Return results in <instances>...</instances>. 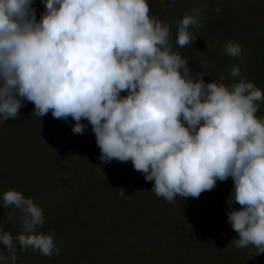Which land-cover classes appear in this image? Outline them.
Returning a JSON list of instances; mask_svg holds the SVG:
<instances>
[{
	"label": "clouds",
	"instance_id": "clouds-1",
	"mask_svg": "<svg viewBox=\"0 0 264 264\" xmlns=\"http://www.w3.org/2000/svg\"><path fill=\"white\" fill-rule=\"evenodd\" d=\"M33 3L0 0V124L18 116L23 101L40 118L50 111L54 119L71 117L73 134L83 135L87 120L99 160L131 161L169 203L231 178L226 215L239 236L231 243L264 254V119L256 116L264 92L239 65L229 71L230 84L193 72L147 0H41L39 20ZM202 26V11L193 7L177 23L176 45L195 43L192 29ZM224 52L240 59L242 48L227 41ZM115 192L128 198L123 188ZM2 204L13 209L9 222L19 212L20 227L16 234L0 227L9 253L0 261L16 264L18 248L59 254L54 232L39 231L44 213L32 198L9 190Z\"/></svg>",
	"mask_w": 264,
	"mask_h": 264
},
{
	"label": "rangeland",
	"instance_id": "rangeland-1",
	"mask_svg": "<svg viewBox=\"0 0 264 264\" xmlns=\"http://www.w3.org/2000/svg\"><path fill=\"white\" fill-rule=\"evenodd\" d=\"M147 2L149 8L153 3L157 17L169 24L173 35L181 19H174L173 13L168 16V8L160 0ZM32 6L39 20L44 10L41 0H34ZM197 6L208 19L216 7L229 8L231 17L224 22L234 25L235 39L257 28L264 32V0H192L186 8ZM173 7L177 12L182 6ZM221 27L225 29L226 24ZM205 29L203 23L192 31L201 36ZM243 43L249 44L247 40ZM23 103L15 119L0 124L4 136L0 137V227L13 234L19 231L20 214L16 212L8 221L13 209L3 207L2 195L9 190L20 191L43 209L45 222L39 231L54 232L60 252L46 257L18 248L16 264H237L238 256L234 255L242 254L241 249L252 259L250 246L237 252L221 237L230 233V238H239L226 215L230 211L225 201L233 186L231 178L217 181L214 190L198 198L177 197L169 203L151 192L154 181L145 183L143 174L130 167L131 161L103 164L99 160L100 149L87 120L82 121L86 125L84 134H73L71 117L60 122L50 111L40 118L33 113V103ZM8 135H13V143L6 152ZM37 157L41 159L34 164ZM117 188H123L128 198L117 194ZM189 205L196 214L191 213ZM233 207L240 208L238 204ZM0 255L9 256L2 244ZM243 259H247L244 254ZM253 259L264 264L263 257Z\"/></svg>",
	"mask_w": 264,
	"mask_h": 264
},
{
	"label": "trees",
	"instance_id": "trees-1",
	"mask_svg": "<svg viewBox=\"0 0 264 264\" xmlns=\"http://www.w3.org/2000/svg\"><path fill=\"white\" fill-rule=\"evenodd\" d=\"M160 1L162 2L164 7L168 8V14H167L168 16L172 13L175 14L174 19L177 18L182 19L183 16L190 11L186 7L187 5H190L192 2V0H184V1L160 0ZM173 6L175 7L182 6V7L179 11L176 12L174 11ZM150 10L153 11V16H157V9L153 5V3H151L150 5ZM214 10L211 12L210 19L203 18V23L206 24V29L203 31L201 36H199L198 34H196L197 35L196 36L194 34L197 38L195 43L191 45L185 46L183 48L176 45L177 26L172 30L173 35H171L172 39L170 42L173 45L174 51L178 52L183 58L189 61L188 67L192 69L193 72L204 71L205 72L204 79L206 82L218 81L220 76H224L225 79L224 81H222L223 83L225 84L232 83L233 81L229 78V71L232 66L239 65L242 75L245 76L248 81L253 82L259 89H261L262 92H264V32L263 30H261V28H257L253 32L248 31L245 35L240 33L237 35V39H235L234 36L235 32L234 30H232L234 25L232 26L231 22L230 23L224 22L231 17L230 14L231 12L229 11V8L224 10L221 9L219 13H216ZM178 14L180 15L179 17H177ZM221 24L222 25L226 24V28L223 29L221 27ZM197 29H199V27H197ZM245 40L249 42L248 45H245L243 43ZM227 41H233L241 45L242 53L240 59L233 58L225 54L224 45ZM248 53H250V55ZM205 61H208L210 64H213L214 67H210L206 70L201 69L200 66ZM121 95H126V93H121ZM256 116L258 118L264 119V103L261 104V107L256 113ZM59 121L63 122L64 120L59 119ZM12 125L13 123H10L8 126L10 131L12 129ZM0 137L4 138L1 131H0ZM5 141H6L5 144L7 143V146H9L10 143H13V135L11 137L8 135L5 138ZM10 147L11 146L7 148L8 150L6 149V152H9ZM92 158L94 160L95 157L93 156ZM36 159H34L33 161L34 164L38 163L41 157H37ZM128 163L130 164V167H133V165L131 166L132 162H128ZM128 163H125L127 173L130 170L127 167ZM139 174L141 173L139 172ZM144 182L146 183V181ZM140 188H141V184L139 186V189ZM203 206L204 205L202 204L201 207ZM190 207L191 206L189 205V208ZM190 210L191 213H195V214L197 213L192 208H190ZM143 234H145V231L143 232ZM185 234L189 239V234L187 232H185ZM229 234L225 233L224 235H221L223 241L225 242L224 244L226 246L232 244L231 241L235 236L233 235V237L230 238ZM236 235L238 236L237 233ZM143 238H146L145 235H143ZM230 247L237 250L238 252L237 247L235 246H230ZM189 248H191V246ZM241 250L242 251L240 252H242V254L234 255L235 257L238 256L237 264H257L253 259V256L256 257L255 247L250 246L248 249L253 255L252 259H250V257L248 256L249 253H246L247 251H245L244 249ZM226 252H227L226 250L223 251L224 254ZM243 254L244 256H247V259H243ZM257 257H261V258L263 257L264 259V254L259 255Z\"/></svg>",
	"mask_w": 264,
	"mask_h": 264
}]
</instances>
